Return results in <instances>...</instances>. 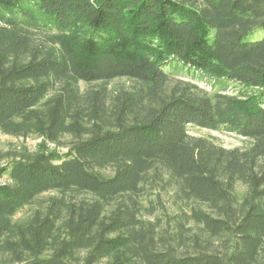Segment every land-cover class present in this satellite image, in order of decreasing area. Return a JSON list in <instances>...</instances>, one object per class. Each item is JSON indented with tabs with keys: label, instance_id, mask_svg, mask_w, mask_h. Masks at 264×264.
<instances>
[{
	"label": "trees",
	"instance_id": "1",
	"mask_svg": "<svg viewBox=\"0 0 264 264\" xmlns=\"http://www.w3.org/2000/svg\"><path fill=\"white\" fill-rule=\"evenodd\" d=\"M259 30L264 0H0V133L41 140L0 154V264H264Z\"/></svg>",
	"mask_w": 264,
	"mask_h": 264
},
{
	"label": "rangeland",
	"instance_id": "2",
	"mask_svg": "<svg viewBox=\"0 0 264 264\" xmlns=\"http://www.w3.org/2000/svg\"><path fill=\"white\" fill-rule=\"evenodd\" d=\"M258 38L264 36V30H259L258 31ZM133 82L128 81L126 79H119L111 82L109 84V88L111 90H117L120 88H130L132 87ZM81 88L85 89L86 85L84 83H81ZM190 135L193 137H202V138H208L213 140L215 143L218 145L226 148V149H246L247 147L251 146V143L243 138H240L238 136H235L233 134H229L226 132H211L207 130H201V129H195L191 128L190 129ZM41 143V140L38 139L37 137H29L27 139L23 138H18L15 136H10V135H5L0 133V154L2 153H7L9 151H14L17 150L20 147H26L29 151H36L38 145ZM63 151V150H62ZM7 181V178L4 177L2 180H0V184L4 183ZM245 187L239 186L238 187V192L240 194L245 192ZM163 200L164 203L169 208L170 213H174L175 209L172 205V201L170 200V194L169 192L163 193ZM31 212V208L27 207L20 211L16 215V219L24 218L26 217L29 213ZM158 218L161 220H164L166 222L165 216L160 212L157 214ZM149 220L153 221L154 217H147Z\"/></svg>",
	"mask_w": 264,
	"mask_h": 264
}]
</instances>
